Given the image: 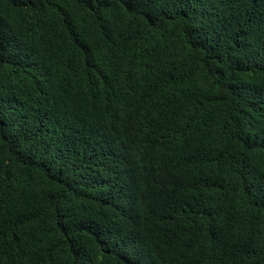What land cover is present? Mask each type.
Wrapping results in <instances>:
<instances>
[{
	"label": "trees",
	"instance_id": "1",
	"mask_svg": "<svg viewBox=\"0 0 264 264\" xmlns=\"http://www.w3.org/2000/svg\"><path fill=\"white\" fill-rule=\"evenodd\" d=\"M0 264H264V0H0Z\"/></svg>",
	"mask_w": 264,
	"mask_h": 264
},
{
	"label": "bare ground",
	"instance_id": "2",
	"mask_svg": "<svg viewBox=\"0 0 264 264\" xmlns=\"http://www.w3.org/2000/svg\"><path fill=\"white\" fill-rule=\"evenodd\" d=\"M140 38V37H139ZM131 45V44H130ZM169 53V52H168ZM155 54V53H154ZM172 56V55H170ZM169 59V58H168ZM54 96V95H53ZM110 115V114H109ZM108 119V118H107ZM110 121V120H109ZM15 123V122H14ZM111 123V122H110ZM111 131V130H110ZM125 132V131H124ZM104 133V132H103ZM108 134V133H107ZM106 135V134H105ZM185 173V172H184ZM140 216V215H139ZM140 230V229H139Z\"/></svg>",
	"mask_w": 264,
	"mask_h": 264
}]
</instances>
